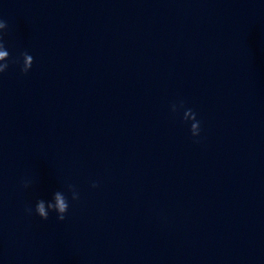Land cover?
Returning a JSON list of instances; mask_svg holds the SVG:
<instances>
[{
    "label": "clouds",
    "instance_id": "obj_1",
    "mask_svg": "<svg viewBox=\"0 0 264 264\" xmlns=\"http://www.w3.org/2000/svg\"><path fill=\"white\" fill-rule=\"evenodd\" d=\"M7 28V22L0 20V30H4ZM20 57L22 58V65L20 67V71L23 74H27L33 64V57L28 54L27 52H22L20 54ZM0 74H3L6 72L9 68L10 63H19V60H12L10 57L9 51L6 49L5 44L3 43V36L0 35ZM180 107H183V102L180 103ZM172 111H177V106H172ZM183 119L185 121H191V134L193 137H198L200 135V121L196 119V114L191 110L187 109L184 111ZM25 187H28V182L26 181L24 183ZM69 190L72 192V199L78 200L79 195L74 190L72 185H69ZM92 187H97L96 183L92 184ZM69 209V203L66 196L60 192L56 191L53 194L52 201L46 202L45 200L41 199L38 200L35 206V212L36 214L43 220H47L49 218V212L54 211L57 214V219L59 221H63L65 219V214L68 212ZM29 213H31L32 209H27Z\"/></svg>",
    "mask_w": 264,
    "mask_h": 264
}]
</instances>
